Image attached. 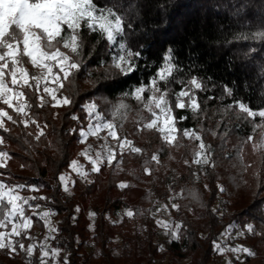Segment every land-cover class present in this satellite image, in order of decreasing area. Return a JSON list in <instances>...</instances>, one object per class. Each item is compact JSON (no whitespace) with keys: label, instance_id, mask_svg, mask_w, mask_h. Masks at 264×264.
I'll return each instance as SVG.
<instances>
[{"label":"trees","instance_id":"16d2710c","mask_svg":"<svg viewBox=\"0 0 264 264\" xmlns=\"http://www.w3.org/2000/svg\"><path fill=\"white\" fill-rule=\"evenodd\" d=\"M94 3L124 18L123 34L113 44L82 25L80 54L66 50L81 67L62 81L58 92V97L72 100L71 106H54L44 97L41 107L36 90H25L30 115L37 123L25 127L12 113L18 122H6L8 131L0 130L4 138L0 151L10 157L6 167H0V179L9 185H25L21 192L37 197L34 206L44 205L55 212L56 232L50 246L61 250L64 264H93L94 252L99 264H159L162 259L167 264H218L215 245L221 236L232 226L244 229L247 223L256 228V234L246 233L244 238L255 254L239 264H253L248 262L255 259L264 264V127H259L264 122L259 117L247 118L238 107H228L242 101L254 110L264 109V41L236 39L264 27V0ZM121 43L141 53L137 70L126 77L112 67L113 58L122 54ZM169 49L182 69L176 77L196 76L206 86V91L197 92L203 102L197 117L175 110L177 117L188 118L177 124L180 131L171 143L163 140L158 129L147 128L152 117L144 102L131 95L123 97L132 86L149 82ZM31 72L34 75V68ZM169 87L178 91L181 86L170 83ZM226 88L232 89L230 97ZM121 101L126 107H119ZM89 102H95L106 120H115L121 136L142 151L116 150V160L103 164L100 172L86 178L75 176L72 192L67 194L59 177L85 147L78 132L69 129L86 128L91 117L84 105ZM74 115L80 119L74 120ZM37 125L45 131L39 140ZM185 128L197 131L209 146V164L194 163L199 141L184 137ZM153 155L158 160H152ZM221 186L226 190L218 191ZM157 200H171L179 206L173 209V222L179 226L180 238H173L164 248L151 236L144 243L138 241L130 231V219L115 222L123 209L149 216ZM8 207L6 200L0 205V219ZM27 213L33 226L45 232L46 221L36 212ZM118 234L121 251L115 254L113 240ZM17 239L26 245L30 241L25 236ZM39 257L35 253L31 264H40ZM0 264H29V258L23 250L16 254L0 250Z\"/></svg>","mask_w":264,"mask_h":264},{"label":"snow or ice","instance_id":"6c2138e0","mask_svg":"<svg viewBox=\"0 0 264 264\" xmlns=\"http://www.w3.org/2000/svg\"><path fill=\"white\" fill-rule=\"evenodd\" d=\"M0 5L3 6L0 8V103L3 105L0 106V130L4 131H8L6 122L13 124L18 122L12 113H15L19 122L25 127L37 123L30 115L31 104L25 90L35 89L40 106L43 107L45 98L39 95L42 81L43 93L48 94L54 106H71L72 100L68 96L58 97L59 88L48 85L52 83L63 87L62 81L80 69L81 62H78L71 54L79 55L82 49L83 39L80 34L82 25L91 32H99L106 36L107 41L113 44L124 32V18L111 8L99 7L94 0H0ZM236 39L264 41V27L255 33H241ZM119 47L122 54L118 53L113 58L112 67L126 77L137 70L141 53L128 50L124 43H121ZM68 49L71 54L66 51ZM32 68L42 70L41 74L33 75ZM180 71L182 69L178 66L172 50L169 49L163 57L162 65L150 77L147 84L132 86L128 92L123 94L124 98L131 95L136 101L144 102L143 107L152 117L150 123L146 125L147 128L158 129L163 134V140L168 143L177 140V134L180 131L177 124L188 118L187 115L177 117L175 110H186L193 117H197L202 111L203 103L197 92L206 91L205 84L196 76H191L187 80L177 78L176 74ZM105 78H108L107 73H105ZM170 83H178L181 87L178 91H174L169 87ZM225 93L230 97L232 89L226 88ZM210 99H215V97ZM119 107L124 108L126 105L121 101ZM228 107H238L240 113L247 118L259 117L264 122V109L254 110L242 101L234 102ZM84 108L87 109V116L100 118L101 114L95 102L85 104ZM72 118L77 121L80 119L76 115ZM37 127L39 135L36 139L39 140L45 135V131L43 127L39 125ZM259 127H264V123ZM103 129H107L108 136L117 141L120 152L125 151L126 148L137 153L142 151L140 148L133 147L131 141L118 136L115 125L111 121L104 124L89 121L86 128H70L69 131L78 132L79 137L86 140L90 135L99 137ZM182 135L199 141V150L195 153L194 163L209 164L210 157L207 156L209 146L204 143L202 136L192 128L183 129ZM3 143L4 138L0 136V144ZM81 155L87 157L91 164V171L94 173L100 172L103 164L111 165L117 158L116 150L111 147L108 148L106 157L101 152L93 156L87 149ZM8 158L10 157L7 152L0 151V167H6L5 161ZM151 159L156 161L158 156L153 155ZM71 167L85 178L88 176L87 172L82 171V166L77 160L71 161ZM59 180L64 182L65 176L61 175ZM25 187L23 184L9 185L0 179V205H3L6 200L9 206L3 219H0V250H10L12 254L23 250L31 264V258L39 249L40 264H48L49 258L56 259V264H59L57 258L61 250L58 247L50 248L47 244L38 245L37 243L26 245L22 239H17L26 236L25 230L32 225V219L26 215L25 211V205L29 204V200L19 195V190ZM120 187L125 188L127 185L121 184ZM64 190L68 191L67 185ZM225 190L222 186L218 188L221 192ZM32 199L35 200L37 197H32ZM40 199L47 198L41 197ZM172 207L178 208L179 206L173 204ZM49 215L50 213H44L45 217ZM92 215L95 216V213ZM127 216H133V212L128 211ZM17 218H22L20 223L16 222ZM178 233L179 226H176V232L173 233L175 239L180 238ZM245 233L256 234L255 225L247 223L244 231L238 232L237 235ZM261 235L264 236V233ZM215 247L217 252L235 253L237 264H239L240 253H246L248 256L255 254L243 245L223 248L216 244ZM227 264H233L232 260H228Z\"/></svg>","mask_w":264,"mask_h":264},{"label":"rangeland","instance_id":"374dc122","mask_svg":"<svg viewBox=\"0 0 264 264\" xmlns=\"http://www.w3.org/2000/svg\"><path fill=\"white\" fill-rule=\"evenodd\" d=\"M2 7L3 6L0 5V8ZM41 71L42 70H38L34 68V75H40ZM48 86L57 87V88L60 87L59 84L54 85L52 83H49ZM41 88H42L41 89L42 95L46 98H50L48 94L43 93V81L41 82ZM108 121H111L115 125V130L117 131V135L123 138L119 132V128L115 120H106L102 115L100 116V118L91 117L92 123L98 122L100 124H104V123H107ZM105 137H107V139H105ZM82 142L85 143V147L83 151L87 149L89 151V154L93 156H95L97 152H101L103 156L106 157L109 147L113 148L114 150H119L117 141L108 136L107 129H103L102 131H100L99 137L90 135L86 140L82 139ZM81 153H80V156L76 160L82 166V171L87 172L89 175L92 172L91 164L88 161L87 157L82 156ZM119 162L120 161L117 162L118 165H119ZM202 165L203 164L197 165V166H202ZM62 175L65 176V181L61 183H62L63 189L65 188V185H67L68 191L64 190L67 194H70L72 192V187L74 184L75 176H80L82 178H85L84 176L80 175L78 172L73 170L72 167H70V169L64 172ZM21 190L22 189L19 190V195L26 197L29 200V204L25 205L26 215L30 217V215L27 213V211L30 210V211H33L39 214L46 221V231L42 232L38 227L33 226V219L31 218L32 225L30 228L25 230L27 233L25 237L31 238L29 241V244L31 243H37L38 245L47 244V246L51 248L50 244H51L52 238L50 237H53L56 232V228L54 225V219H53V216L55 213L52 210L46 208V206L44 205L34 206L32 203L33 201L32 197H35L34 194L31 193V194L25 195L24 193L21 192ZM173 204L175 203L171 200H157L149 216L147 214H143L142 216H135L133 213V216L129 217L127 216V212L131 210L123 209L118 214L117 218L115 219V222L121 223L123 222L125 218L130 219L132 221L130 223L131 226H129L130 231L131 233H134L136 235V238L138 241H140L141 243H144L146 237L151 236L154 238L156 242H159L164 248L166 246V243L170 242L174 238L173 233L176 232V226H178L173 222V209H174V207H172ZM44 213H50V215L45 217ZM89 216L91 218H94L92 213ZM21 220L22 218H17L16 222L20 223ZM91 226L93 227V225ZM53 229H55V231H53ZM242 231H244V229L239 228L236 225L232 226L221 236V239L218 244L221 245V247L223 248H234L239 245H243V246L250 248V246L244 240L246 233L244 235H237L238 232H242ZM121 242H122V237L118 234L113 240V248H114L113 251L115 254L120 253ZM37 252H39V256H40L39 249L35 253ZM218 253L220 255L218 264H227L228 260H232L233 263L237 262L236 254L231 251H227L223 253L218 252ZM93 257L94 259H97L96 261H94L93 264H99L97 252H94ZM239 257H240L239 263L247 262L248 255L246 253H240ZM251 258L253 259V255L251 256ZM57 259L59 261V264H64L63 259H60L59 257ZM248 263L259 264V259H255L252 262H248ZM48 264H56V259L49 258ZM159 264H167V260L162 259Z\"/></svg>","mask_w":264,"mask_h":264},{"label":"built area","instance_id":"2783aa9c","mask_svg":"<svg viewBox=\"0 0 264 264\" xmlns=\"http://www.w3.org/2000/svg\"><path fill=\"white\" fill-rule=\"evenodd\" d=\"M53 211V210H52ZM54 212V211H53ZM55 213V212H54Z\"/></svg>","mask_w":264,"mask_h":264}]
</instances>
